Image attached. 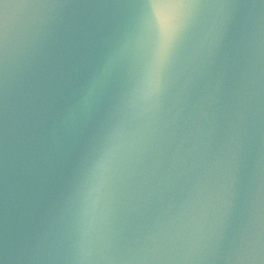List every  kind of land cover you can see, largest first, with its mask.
<instances>
[{"label": "water", "instance_id": "1", "mask_svg": "<svg viewBox=\"0 0 264 264\" xmlns=\"http://www.w3.org/2000/svg\"><path fill=\"white\" fill-rule=\"evenodd\" d=\"M141 4L0 0V264H264V0Z\"/></svg>", "mask_w": 264, "mask_h": 264}, {"label": "snow or ice", "instance_id": "2", "mask_svg": "<svg viewBox=\"0 0 264 264\" xmlns=\"http://www.w3.org/2000/svg\"><path fill=\"white\" fill-rule=\"evenodd\" d=\"M183 0H142V7L151 10L155 18L159 30V41L156 48V56H162L168 49L171 48L178 24L174 17L164 11V9L182 6ZM152 65L149 64L145 67L143 74V81L145 84L151 82ZM103 159L98 162L97 166L102 167Z\"/></svg>", "mask_w": 264, "mask_h": 264}]
</instances>
